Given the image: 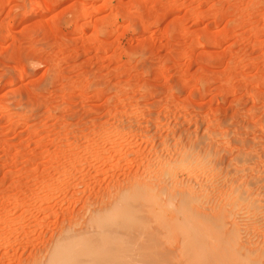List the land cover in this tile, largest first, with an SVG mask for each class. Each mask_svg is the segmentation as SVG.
<instances>
[{
	"label": "rangeland",
	"instance_id": "rangeland-1",
	"mask_svg": "<svg viewBox=\"0 0 264 264\" xmlns=\"http://www.w3.org/2000/svg\"><path fill=\"white\" fill-rule=\"evenodd\" d=\"M0 264H264V0H0Z\"/></svg>",
	"mask_w": 264,
	"mask_h": 264
},
{
	"label": "bare ground",
	"instance_id": "bare-ground-1",
	"mask_svg": "<svg viewBox=\"0 0 264 264\" xmlns=\"http://www.w3.org/2000/svg\"><path fill=\"white\" fill-rule=\"evenodd\" d=\"M28 11H29V9H28ZM29 13H30V12H28V15H29ZM166 178H167V177H166ZM143 188H144V187H143ZM136 190H137V189H136ZM143 191H144V190H143ZM153 192H154V190H153ZM165 192H166V191H165ZM137 193H138V191H137ZM138 194H139V193H138ZM138 194H136V195H138ZM167 194H168V193H167ZM139 196H140V194H139ZM120 197H121V196H120ZM163 197H164V196H163ZM168 197H169V196H168ZM149 198H150V197H149ZM161 198H162V197H161ZM117 199H118V198H117ZM120 199L122 200L123 198H120ZM120 199H119V200H120ZM115 201H116V200H115ZM115 201H114V202H115ZM121 202L124 203V201H121ZM115 203H116V202H115ZM117 204H119V203H117ZM110 205H111V204H110ZM112 205H113V204H112ZM112 205H111V206H112ZM115 205H116V204H115ZM178 205H181V204H178ZM111 206H109V207H111ZM119 206H120V205H118V206H113V207H115V209H117L116 207H119ZM159 207H160V206H159ZM179 207H180V206H179ZM180 208H182V206H181ZM103 209H105L104 206H103ZM106 209H110V208H106ZM106 209L103 210V211H101V212L106 211V213H107V210H106ZM111 209H112V208H111ZM111 209H110V211H111ZM183 209H184V211H182ZM101 210H102V208H101ZM175 210H176V212H177V209H175ZM179 210H181V209H179ZM182 210H181V211L184 212V214H185V213H186V211H185L186 209H185V208H182ZM181 211H180V212H181ZM97 212H98V211H97ZM99 212H100V211H99ZM182 212H181V213H182ZM172 213H173V212H172ZM177 213H178V212H177ZM177 213H176V214H177ZM93 214H94V213H93ZM95 214H96V213H95ZM95 214H94V215H95ZM98 214H99V213H98ZM182 214H183V213H182ZM182 214H181V215H182ZM104 215H105V213H104ZM182 216H183V215H182ZM93 217H94V216L92 215V218H91V219H93ZM176 217H177V216H176ZM180 217H181V216H180ZM100 218H101V217H100ZM183 220H184V219H183ZM176 221H177V220H176ZM176 221H175V222H176ZM177 223H179V222H177ZM178 225H179V224H178ZM95 228H97V227H95ZM100 228H101V227H99V229H100ZM97 230H98V229H97ZM103 230H105V229L103 228ZM106 230H107V229H106ZM111 230H112V229H111ZM100 231H101V232H100ZM100 231H99V234L101 233L100 235H97L96 233H94V234H95L96 236H99L100 240L103 241V240L106 239L105 236L102 235V233H103L104 231H102V228L100 229ZM113 232H114V230H113ZM107 233H109V232H108V231H105V235H107V236L110 235L111 238H112L113 236H114L113 238H115V236H116L114 233H113V234H109V235H108ZM111 233H112V232H111ZM115 233H116V232H115ZM94 234H93V235H94ZM116 234H117V233H116ZM111 235H113V236H111ZM100 236H101V237H104L105 239H104V238L102 239ZM118 236H119V235H118ZM118 236H117V237H118ZM81 237H82V236H81ZM94 237H95V236H94ZM86 238H87V237H86ZM97 238H98V237H97ZM99 238H98V239H99ZM135 239H136V238H135ZM148 239H149V238H148ZM148 239H147V240H148ZM86 240H87V239H86ZM96 240H97V239H96ZM106 240H108V239H106ZM106 240H105V241H106ZM90 241H91V240H90ZM97 242H98V241H96V243H97ZM112 242H113V241H112ZM112 242H111V243H112ZM145 242H147V241L145 240ZM86 243L89 245L91 242H90V243L86 242ZM58 244H59V243H58ZM72 244H73V243H72ZM91 244L94 245L93 243H91ZM69 245H70V244H69ZM76 245H77V244H76ZM81 245H82V244H81ZM92 245H90V247H88L87 245H85V247H83V248H86V246H87L88 248L83 249V250H80L79 253H81V255H82L83 253H84V255H85V253H87V254H89L90 256H94L95 254H96V256H98V254H100V253H99L98 251L95 252L94 250H95V249L101 250V248H100L98 245H97L98 247H97L96 245H95L96 247H94V246H92ZM91 246H92V247H91ZM67 247H68V245H67ZM71 247H72V246H71ZM87 249H88V250H87ZM71 250H72V249H71ZM76 250H77V249H76ZM84 250H85V251H84ZM82 251H83V253H82ZM100 252H101V251H100ZM76 253H77V252H76ZM81 255H80V256H81ZM88 257H89V256H88ZM89 258H91V257H89ZM87 261H88V260H87Z\"/></svg>",
	"mask_w": 264,
	"mask_h": 264
}]
</instances>
